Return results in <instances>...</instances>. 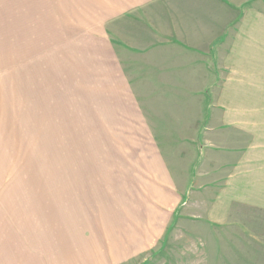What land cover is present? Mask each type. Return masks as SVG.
Returning <instances> with one entry per match:
<instances>
[{
	"label": "rangeland",
	"instance_id": "1",
	"mask_svg": "<svg viewBox=\"0 0 264 264\" xmlns=\"http://www.w3.org/2000/svg\"><path fill=\"white\" fill-rule=\"evenodd\" d=\"M159 3L0 0V264H264V206L207 217L226 133Z\"/></svg>",
	"mask_w": 264,
	"mask_h": 264
},
{
	"label": "crops",
	"instance_id": "2",
	"mask_svg": "<svg viewBox=\"0 0 264 264\" xmlns=\"http://www.w3.org/2000/svg\"><path fill=\"white\" fill-rule=\"evenodd\" d=\"M157 8L158 15H167L165 23H159V17L155 21L166 29L161 34L169 44L182 46L173 48L174 55L183 52L181 63L173 56L168 68H199L201 78L193 80L202 85L199 91L212 78L210 98L218 104L206 116L212 117V112L218 118L203 132L219 133V137L226 133L221 144L216 141L215 150L225 153L232 164L207 217L224 224L236 203L264 206V145L256 144V126L239 118L257 114L255 106L241 102L264 99V0H160ZM239 132L246 133L247 140ZM241 142L245 146L240 147Z\"/></svg>",
	"mask_w": 264,
	"mask_h": 264
}]
</instances>
